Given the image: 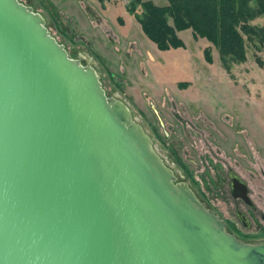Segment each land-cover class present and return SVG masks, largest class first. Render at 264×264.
<instances>
[{"label": "water", "instance_id": "obj_1", "mask_svg": "<svg viewBox=\"0 0 264 264\" xmlns=\"http://www.w3.org/2000/svg\"><path fill=\"white\" fill-rule=\"evenodd\" d=\"M0 264H264V241L177 181L39 12L0 0Z\"/></svg>", "mask_w": 264, "mask_h": 264}, {"label": "rangeland", "instance_id": "obj_2", "mask_svg": "<svg viewBox=\"0 0 264 264\" xmlns=\"http://www.w3.org/2000/svg\"><path fill=\"white\" fill-rule=\"evenodd\" d=\"M20 1L45 18L74 57L95 67L107 94L129 106L177 181L242 229L228 177L230 168L239 173L260 211L243 231L264 240V44L245 36L247 60L224 62L215 42L192 27L179 29L170 17L180 44L162 49L141 17L145 2L169 0ZM251 23L264 26V14Z\"/></svg>", "mask_w": 264, "mask_h": 264}, {"label": "trees", "instance_id": "obj_3", "mask_svg": "<svg viewBox=\"0 0 264 264\" xmlns=\"http://www.w3.org/2000/svg\"><path fill=\"white\" fill-rule=\"evenodd\" d=\"M141 22L146 33L162 49L179 45L174 26L192 27L196 34L207 37L219 47L224 62L247 60L245 36L264 44V26L251 22L264 14V0H169L167 5L145 2Z\"/></svg>", "mask_w": 264, "mask_h": 264}, {"label": "flooded vegetation", "instance_id": "obj_4", "mask_svg": "<svg viewBox=\"0 0 264 264\" xmlns=\"http://www.w3.org/2000/svg\"><path fill=\"white\" fill-rule=\"evenodd\" d=\"M228 177L230 181V188L232 197L235 203V215L239 220L242 229L236 225L231 223L230 220L227 218H223L226 222V228L232 234H235L238 238L247 241V242H261L255 241L254 239L250 238L243 229L251 230L253 228V222L250 218V215L256 217V213L260 212L256 203L250 196V189L249 191H244V184L248 187L247 182L241 177L239 173H237L234 169L230 168L228 172ZM246 207V210L243 208ZM220 215V214H219ZM221 216V215H220ZM261 216L264 219V213H261ZM264 241V240H262Z\"/></svg>", "mask_w": 264, "mask_h": 264}, {"label": "bare ground", "instance_id": "obj_5", "mask_svg": "<svg viewBox=\"0 0 264 264\" xmlns=\"http://www.w3.org/2000/svg\"><path fill=\"white\" fill-rule=\"evenodd\" d=\"M260 195H261V194H260ZM260 195H259V196H260Z\"/></svg>", "mask_w": 264, "mask_h": 264}]
</instances>
